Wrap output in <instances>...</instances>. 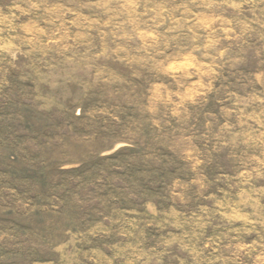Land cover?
<instances>
[{"label": "rangeland", "instance_id": "rangeland-1", "mask_svg": "<svg viewBox=\"0 0 264 264\" xmlns=\"http://www.w3.org/2000/svg\"><path fill=\"white\" fill-rule=\"evenodd\" d=\"M0 264H264V0H0Z\"/></svg>", "mask_w": 264, "mask_h": 264}]
</instances>
